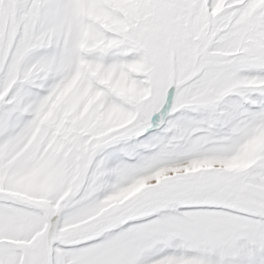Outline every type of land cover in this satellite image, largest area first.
<instances>
[{"label":"snow or ice","instance_id":"obj_1","mask_svg":"<svg viewBox=\"0 0 264 264\" xmlns=\"http://www.w3.org/2000/svg\"><path fill=\"white\" fill-rule=\"evenodd\" d=\"M0 264H264V0H0Z\"/></svg>","mask_w":264,"mask_h":264}]
</instances>
